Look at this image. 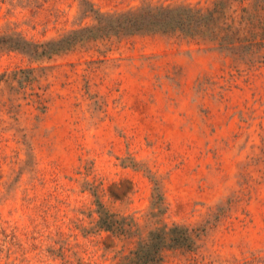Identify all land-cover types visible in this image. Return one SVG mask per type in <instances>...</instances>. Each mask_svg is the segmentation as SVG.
Segmentation results:
<instances>
[{"label": "rangeland", "instance_id": "rangeland-1", "mask_svg": "<svg viewBox=\"0 0 264 264\" xmlns=\"http://www.w3.org/2000/svg\"><path fill=\"white\" fill-rule=\"evenodd\" d=\"M216 1L0 0V264H121L138 237L99 229L98 200L142 236L194 229L161 264H264V48L84 30L97 12ZM74 30L41 57L11 47Z\"/></svg>", "mask_w": 264, "mask_h": 264}, {"label": "trees", "instance_id": "trees-1", "mask_svg": "<svg viewBox=\"0 0 264 264\" xmlns=\"http://www.w3.org/2000/svg\"><path fill=\"white\" fill-rule=\"evenodd\" d=\"M248 2V3H247ZM264 0H217L207 8L190 5L176 6H144L139 9L128 10L119 14H104L97 12L98 24L84 28L94 30L112 25L114 35H133L162 30L165 33L184 32L187 36L206 42L226 46L234 50L252 55L260 53L264 48ZM79 34L74 30L57 41L38 44L17 37V43L11 47H25L30 45L32 55L41 57L48 53V46L59 44L58 49L72 46V41ZM3 37V40H6ZM8 43L0 47H8ZM43 46V48H41ZM260 49V50H259ZM19 70L14 71V75ZM23 71V69H21ZM4 75V74H3ZM99 229L110 231L123 238L138 237L134 249L124 257L121 264H161L163 253L171 248L192 246L196 243L194 229L184 225L169 226L164 224L149 230L142 236L138 223L131 217L117 218L101 201H97ZM163 194L158 187L154 190L149 216L158 218L166 212ZM129 219V220H128Z\"/></svg>", "mask_w": 264, "mask_h": 264}]
</instances>
